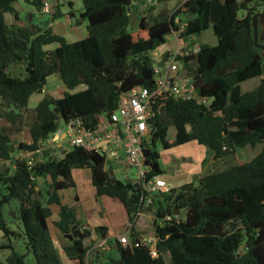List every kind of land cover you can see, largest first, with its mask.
<instances>
[{
	"label": "trees",
	"instance_id": "obj_1",
	"mask_svg": "<svg viewBox=\"0 0 264 264\" xmlns=\"http://www.w3.org/2000/svg\"><path fill=\"white\" fill-rule=\"evenodd\" d=\"M20 1L36 12L44 4V0H0V233L4 240L0 249L9 250L0 264H62L59 252L70 264H88L85 241L92 231L78 219L75 205L62 204L59 195L75 187L74 169L89 170L95 198L106 197L123 207L131 226L126 224L122 234L128 230L129 236H135L123 246L116 238H106V226L95 227L97 242L106 239L109 248L101 253L103 261L264 264V57L254 45L251 26L263 0H137L133 10V0H81L79 16L87 24L84 38L74 42L46 25L18 26L15 5ZM171 2H178L173 12L165 7ZM155 6L164 7L156 14H144L146 7L153 11ZM138 12L141 15L130 31L131 15ZM5 15L12 16V23L5 21ZM53 16L60 17L59 12ZM182 23L180 38L211 28L217 43L198 44L196 54L178 58L201 101L162 95L153 104L154 132L141 145L144 165L150 169L147 178L166 182L159 166L162 155L189 143L205 148L214 160L233 162L237 150L258 148L248 162H232L174 187L166 182L165 191L142 209L146 196L142 184L116 179L110 163L105 167L102 151L76 147L59 157L44 149L40 161L35 159L30 166L18 156L38 152L60 123L78 119L84 128H95L99 117L114 112L120 95L134 87L153 91L152 52L165 45L172 32H179ZM51 44L57 46L51 50ZM260 44L264 46V41ZM53 76L63 86L61 96L45 95L28 108L30 97L41 94ZM256 78L255 88L241 90L242 83ZM170 129L173 140L168 139ZM23 132L29 143L13 145L14 136ZM12 200L18 203L14 217L18 232L9 227L14 220L7 223L2 216V208ZM148 209L154 212L156 257L134 227L139 213ZM54 213L57 220L52 223ZM50 223L69 245H56ZM16 237L24 239L22 253L12 246Z\"/></svg>",
	"mask_w": 264,
	"mask_h": 264
},
{
	"label": "built area",
	"instance_id": "obj_2",
	"mask_svg": "<svg viewBox=\"0 0 264 264\" xmlns=\"http://www.w3.org/2000/svg\"><path fill=\"white\" fill-rule=\"evenodd\" d=\"M42 9L47 11L49 5L44 2ZM177 21V19H176ZM185 24H180L179 32H172L167 38L174 37L177 41V47L173 50H167L166 60L162 67L157 63L161 60V53L155 50L152 57L157 58L154 61L155 88L150 91L145 87H134L119 97L116 110L108 117L101 115L95 128L88 129L82 126L80 120H71L66 126V130L61 137L57 134L52 135L47 144L40 148L38 152L19 153L18 156L26 158L27 165L33 164L35 159L39 162L42 156V150L50 149L56 156H64L72 148H82L86 151L104 152L106 165L108 161H116L119 156V150L123 152L124 161L127 166L135 170V180L142 184L146 196L141 201V207L146 208L151 204L152 197L163 193L166 189V182L156 176L147 178L150 169L144 165V156L142 143L153 132L154 127L151 119L153 117V104L162 95H169L181 100L197 99L193 82L191 78L181 73L182 68L178 63V58L187 57L196 54L199 51L198 44L190 43L189 38H180V33ZM179 41V42H178ZM45 89L42 90V93ZM105 143V150L101 144ZM36 155L31 159V156ZM140 214V213H139ZM168 219V217H167ZM131 225H127L130 228ZM128 230L116 237L118 242L125 246L129 241ZM150 247V254L156 257V249L152 239H143ZM104 244V242H102Z\"/></svg>",
	"mask_w": 264,
	"mask_h": 264
},
{
	"label": "rangeland",
	"instance_id": "obj_3",
	"mask_svg": "<svg viewBox=\"0 0 264 264\" xmlns=\"http://www.w3.org/2000/svg\"><path fill=\"white\" fill-rule=\"evenodd\" d=\"M44 1L49 5V9L45 12L43 9H41L40 12L44 13V15H45L43 17H40L38 15L39 12H36L32 6L27 5L22 1L18 2L15 5V7H16V10H18V12H16V13L19 16V19L22 22L23 21L28 22V24H30L29 26L34 25L35 27H42V26L46 25L47 27L51 28V30L53 28V22L56 19H59L63 28L59 29L58 26H55L53 28V31H52L53 33H55V34L58 33V35L64 37L67 42H74V41H78V40H81L84 38L85 26H86L87 22L85 20H82L79 16V14L82 11L81 0H44ZM69 2L72 4L71 6L68 5ZM56 4H57V6H56L57 10H59V12L61 13L62 16L55 19L53 15L57 11L55 9L52 12L51 5L55 6ZM177 6H178V2H171V3H167L165 5V7L170 10V12H173ZM162 7H164V6H155V9L153 11L149 10V8L146 7L144 14L147 16H149L150 14L151 15L156 14L157 12L160 11V9ZM70 12H72L73 17H69ZM260 12H261V10H260ZM140 15H141V13H139V12L131 15V25L129 27L130 31L135 29V26L138 22V17H140ZM5 21L9 24L12 23V21H13L12 16L11 15H5ZM76 21H77V23H76ZM189 39L192 42V44H199L200 45L201 43H205L209 46H214L217 43L216 38L213 35L211 28L202 32L200 35L195 36V37H190ZM170 41H172V42H170ZM170 41H169V44L167 41L164 47L157 48L156 49L157 53L162 52V54H163L165 49L166 50L167 49H170V50L175 49L177 47L176 46L177 41H174V38H171ZM56 46H57L56 44H51L48 46V48L52 50ZM155 59H157V58H153V60H155ZM254 85H255V79H252V80H248V81L242 83L240 85V87H241L242 91H246V90H250V88H252ZM62 90H63V86H62L61 82L58 79H56L55 76H53L48 80V86L45 88V94H43V95L44 96L49 95V97H51L53 99H57L61 96ZM43 95L42 94L33 95L32 98L29 99L28 107L34 108L38 104V102L43 98ZM2 124L4 125V122H2ZM59 126H60V129L66 130L65 124L60 123ZM20 128H22V127H20ZM23 134L24 133H21V135H19V137L23 136ZM15 138H17V135H15L13 139H15ZM173 138H174V130L170 129L168 131V139L173 140ZM185 145H187V144L177 146V147L171 149L170 151H168L167 153H169V155H171V156H177L176 151L180 150ZM157 150L161 151V147L157 146ZM241 154H242L241 156L244 157V154L243 153H241ZM207 155H210V153L207 152ZM179 156H181V154H179ZM248 156H249V153L247 152V157ZM238 157L241 158L240 156H238ZM163 158L164 157H161L160 162H159V166L162 169V171L165 172L167 167L164 165ZM242 160H244V159L242 158ZM232 161L233 160H231V161L230 160H223L222 162H220V160H215V162H212V163H209L206 165V170H205L204 174L223 170L224 168L231 165ZM111 165H113V162H110V166ZM73 171H74V176L72 178H73L75 187L77 186L75 191L79 195L85 193L86 198L83 200V202L86 203L88 206H90L91 205L90 194L88 193V189L84 187V185H88V182L91 185L90 180L89 181L87 180V175L89 174V170H87V169H74ZM73 171H72V174H73ZM82 171H83V173H82ZM77 172L82 173V176L80 175L78 178H75V175ZM84 173H85V176H84ZM113 174H114V177L116 179L121 180V181H126V180H132L133 181V180H135V176H136L135 170L133 168L127 166L125 162L121 163V164H117L116 167L113 168ZM85 181H87V183ZM17 206H18L17 201L12 200L8 205H5L2 208V216L7 223H9L11 219L14 220L15 211L17 210ZM143 214L144 215H142V217L139 216L138 219L136 220L135 224L137 223V225L135 226V228H136L135 230L139 234V236L142 237V239L143 238L153 239V235H154V230H153L154 212H153V210L148 209L147 211H144ZM12 215H14V217H12ZM114 217L117 221H119L122 218L121 215L118 213ZM9 227L16 232L19 231V224L15 220H14V222L9 223ZM3 242H4V240L1 238V233H0V245ZM85 244L88 247V252L93 253L94 252L93 247L96 246L97 244L94 241H91L90 239L86 240ZM12 246L15 250L22 253L23 249H24L23 237H16L15 239L12 238ZM8 252H9L8 249H4V250L0 249V260L3 261L5 259V257L7 256ZM59 255L61 257L62 264H70L69 261L64 257L62 252H59ZM91 264H94V263H91ZM101 264H109V261L108 260L106 261V258H105V261H103V263H101Z\"/></svg>",
	"mask_w": 264,
	"mask_h": 264
},
{
	"label": "crops",
	"instance_id": "obj_4",
	"mask_svg": "<svg viewBox=\"0 0 264 264\" xmlns=\"http://www.w3.org/2000/svg\"><path fill=\"white\" fill-rule=\"evenodd\" d=\"M56 6H57V4L55 6L51 5L52 12L55 9L57 12H59V10H57ZM70 13H72V12H70ZM38 15L40 17L45 16L44 13H42V12H39ZM59 15L62 16L60 12H59ZM69 17H73V16L69 15ZM21 22H17V23L21 24ZM55 26H58L59 29L63 28L59 19H56L53 22V28ZM53 28H52V31H53ZM171 38H174V37H171ZM171 38H170V40H171ZM169 41H168V44H169ZM174 41H176V40L174 39ZM170 42H172V41H170ZM164 46L165 45H163L161 47H164ZM176 46H177V43H176ZM167 50H170V49H167ZM167 50L165 49L164 51H167ZM55 78L58 79L56 76H55ZM258 82H259V79L256 78L255 79V85L252 88H250V90L255 88V86L258 84ZM47 86H48V84H47ZM78 90H82V89H78ZM46 96H49V95H46ZM30 98H32V96ZM23 133L24 134L21 137H19V135H21V133L17 134V138L13 140V143H12L13 145H16L19 142L29 143V139L27 137L28 135L25 132H23ZM101 147L103 150H105L106 144L102 143ZM258 150H259L258 148L239 149L235 153L236 161H234V162L232 161V162L233 163L248 162L258 152ZM247 152L249 153L248 157H247ZM118 153H119L118 159L116 161H112L113 162V165H111L112 171H113V168L116 167L117 164H121V163L125 162L124 157H123L124 156L123 152L121 150H119ZM241 153L244 154V157L241 156L242 155ZM179 154H181V156H179ZM176 155L177 156H171V155H169V153L162 155V157H164L163 158L164 165L167 167L164 177H165V180H166L168 186H170V187H174V186H178V185H181L184 183H190V182L196 181L200 176L205 175L204 173L206 170V165L209 163L215 162L212 155H207V151L205 148H202V147H200L194 143H189V144L183 146L180 150L176 151ZM238 156H240L241 158H239ZM242 158L244 160H242ZM223 160H230V159L226 158ZM223 160H221L220 162H222ZM173 163L177 164V168L173 169L172 172L167 173V171H169L172 168ZM109 166H110V164H109ZM82 173H83V171H82ZM82 173L77 172L75 175V178H78L80 175L82 176ZM73 176H74V171H73L72 177ZM84 176H85V173H84ZM87 180L88 181L90 180L89 174L87 175ZM85 182L87 183V181H85ZM76 187H74L73 189H67V190L61 191L59 193V195L61 197V203L62 204H66V205H72L73 204V205H75L78 219L85 225V228L87 230L92 231L89 239L91 241L96 239L95 241L97 242V240H98L97 235H95V233L93 232V229L97 226H106L107 227V229H108L107 235H106L107 239H114L117 236L121 235L124 231V228L126 227V224H127L125 212L123 211V207L118 202L112 201L106 197L95 198L94 190L92 188V185H90L89 182H88V185H84V187L88 189V193L90 194L91 205L88 206L86 203L83 202V200L86 198L85 193L79 195L75 191ZM75 196H77V198H78V200L76 202H74ZM117 213L120 214L122 217L119 221H117L114 217ZM142 215H144V214L141 213L139 216L142 217ZM54 220H57V214L56 213H54L52 215L51 222L53 223ZM52 223H50V233L52 234L56 245L57 246L69 245V242L62 237V235L53 226ZM136 225H137V223L134 224V227ZM96 244H95L96 246L93 247V249H94L93 253L87 252V261L89 264H91V263H94V264L103 263L101 253L105 252V249L101 246L100 241H98Z\"/></svg>",
	"mask_w": 264,
	"mask_h": 264
},
{
	"label": "water",
	"instance_id": "obj_5",
	"mask_svg": "<svg viewBox=\"0 0 264 264\" xmlns=\"http://www.w3.org/2000/svg\"><path fill=\"white\" fill-rule=\"evenodd\" d=\"M137 2V0H133L132 1V5H131V10L134 9V4ZM141 5H144V1L140 2ZM124 12H129V8H125L123 9ZM26 24L25 21L20 23H17L18 26L23 27ZM251 26L253 28V41H254V45L255 47H257L258 49L261 50V56L264 57V46L261 45L260 43L264 41V0L262 2V11L259 13H256L255 15L252 16L251 18ZM165 59H166V53H163L161 55V60L160 62L157 64L158 67H162L163 64L165 63ZM187 70H183L182 74H186ZM47 98H49V96H47ZM212 98L209 99L208 101H206L205 105L208 107L210 106L211 102H212ZM63 130L60 129L59 130V134H62ZM177 168V164L173 163L172 168L167 171V173L172 172L173 169ZM43 180L41 179V182ZM12 217H14V215H12ZM133 238H135L134 236L130 237V241L132 242Z\"/></svg>",
	"mask_w": 264,
	"mask_h": 264
},
{
	"label": "clouds",
	"instance_id": "obj_6",
	"mask_svg": "<svg viewBox=\"0 0 264 264\" xmlns=\"http://www.w3.org/2000/svg\"><path fill=\"white\" fill-rule=\"evenodd\" d=\"M44 2H45V1H44ZM164 52H165V51H164ZM165 60H166V59H165ZM157 64H158V63H157ZM163 65H164V64H163ZM183 70H185V69H182V71H183ZM182 71H181V73H182ZM187 73H188V72H187ZM187 73L184 74V75H187ZM44 93H45V92H44ZM44 93H41V94H44ZM205 103H206V102H205ZM59 130H60V129H59ZM59 130H58L57 132H55L54 134H57L59 137H61V136L63 135V133H64V130L62 129V130H63V133H62V134H59ZM54 134H52V135H54ZM52 135H51V136H52ZM51 136H50V137H51ZM110 162H112V161L110 160V161L107 163V165H105V167H107L108 164H109ZM142 213H144V212H142ZM140 214H141V213H140ZM140 214H139V215H140ZM138 217H139V216H138ZM127 225H128V224H127ZM130 237H131V236L128 237V238H129V241H130ZM134 237H135V236H134ZM133 239H134V238H133ZM143 239H145V238H143ZM129 241H128V242H129ZM102 242H104V244H103ZM100 243H101V246H102L104 249H109V248L107 247V245H106V239H102V240H100Z\"/></svg>",
	"mask_w": 264,
	"mask_h": 264
}]
</instances>
